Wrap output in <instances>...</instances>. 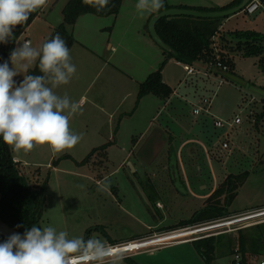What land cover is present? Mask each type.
<instances>
[{"label":"rangeland","instance_id":"374dc122","mask_svg":"<svg viewBox=\"0 0 264 264\" xmlns=\"http://www.w3.org/2000/svg\"><path fill=\"white\" fill-rule=\"evenodd\" d=\"M47 1V5L40 15V21L34 23L29 28L28 32L20 36V39L17 40L16 47L20 46L24 41L30 40L33 47L39 48L33 41L34 39L30 31L39 35L41 26H39L38 23H51L55 21V18H63V10L67 5L65 3L66 0ZM90 19L94 22H87L86 20L80 22L75 29V34L72 35L74 40L79 39L84 44L94 47V42L97 41L98 38H100L101 41L105 40V35H102L100 32L103 28L101 27V23H103L104 20L93 16H90ZM244 19L245 18L242 17L239 22L245 23ZM222 21H224V19ZM234 23L236 22H233L232 25L230 24L229 28H232ZM240 28L245 27L242 26ZM108 32H110L109 29ZM216 53L218 54L220 51H216ZM220 57H222V54L221 56H217L216 63L221 62L222 65H224ZM244 61L245 60H243V62L239 60L238 62L237 60V67L239 68V66H242L243 70L248 72V76L251 74L258 77L260 74L257 68L255 69L253 68L254 66L249 65V61ZM227 67L229 68V66ZM228 71L230 70L228 69ZM243 75L245 78H248L246 73L243 72ZM104 77L105 74L100 75L98 78L96 77V79L95 75H93L90 78L91 80H87V85L94 82L91 87L92 90L90 89L86 94L87 98L92 99V94L98 84L104 80ZM184 77L185 73L181 66L171 64L168 67L167 80L170 81V83L172 82L173 84L175 82L174 84H177V82L181 79L183 80ZM22 80V74L17 75L15 78L17 84L22 82ZM195 81L194 83L197 86L190 85L189 87L185 85V87H183L179 99H174V106L169 108L168 111L163 110L161 114L158 115L160 109L157 107L158 105L154 106L153 104L152 108L151 106L149 107L151 110V114L149 113V115L151 117H147L144 113L136 116V120L133 121V123L135 122V126L133 124L134 128L125 125L123 131L118 134V137L115 139L118 146H115L113 149L108 148L105 152L100 151L96 153L86 163L84 160H86L91 153L82 152L80 149L72 148L74 151L65 150L62 153L56 154H53L47 145L38 146L28 154H24L23 152L18 154L11 149L14 158L22 163L27 174H33L39 171L40 182L49 175L48 173L51 174L45 215L41 227L52 225L58 231H67L70 238L75 236L89 238L93 235H97L108 243L136 235L144 236V239H151L155 235L173 231V229H179L180 227H178V225L172 228L169 226L191 219L194 214L201 209L202 203L193 200L191 197L188 198L181 180L182 177L178 175L179 171H175L177 177L173 182L170 176V170L154 169V163L158 162L163 164L167 159L166 155H157L152 152L148 154H137L136 151L132 158H130L131 162L141 166V170L138 171V180L141 184L136 186L141 195H138L136 191L133 190V187L135 188L134 184L131 186L123 182L126 178L130 177L129 171L131 170L124 164L132 149V138L139 137L142 133L147 132V130L150 129L148 125L150 124V120L156 116H158L155 120L157 125H161L163 122L166 123L167 115L171 116L172 114L175 116L174 120L176 124L178 118L180 123L181 118V120H184L183 124L185 125L186 132L191 136L189 139L192 141L202 140L198 133L192 130L191 123L192 121L198 122L200 120V118L196 119L193 116V110L196 106H200L204 99L212 100L210 116L203 115L201 117L202 121L207 123L205 134L211 135L210 138H205V145L209 146L210 149H205L206 152L204 153H206L205 156L206 159H208L206 161H209L215 169L216 183L219 186L230 174H240L243 172H249L250 174L248 182L246 181L245 185L240 188L238 196L232 205L228 207L229 213L233 214V212L244 209L257 200L264 199V132L260 133L262 130H258L255 126L250 125L252 128L255 127L256 129V131L251 129L253 136L249 137L250 139L246 138L243 132H239L238 136H235L234 133L233 136H229L232 140L229 143L230 151H234L233 154H230V151H228L222 153L220 157L214 155L216 154L214 149L220 140H218V136H221V134L222 136L229 135L228 129L223 131L217 130L214 127V122L223 121L224 123H231L235 120L236 116L239 115L245 121L244 117L252 107H248L247 103L251 99L250 97L254 96L259 99L261 98L233 82L226 81L222 77L217 78V84H215L213 90L210 92L202 89V83L204 82L198 79ZM184 82L185 81H183V83ZM177 88L178 86L174 85L173 89ZM188 93H190V97L187 99L181 97ZM181 98L183 100L186 99L188 103L186 101L182 103ZM144 105L145 104L142 105V109ZM84 106L85 105H82V112L90 107V105ZM246 106L248 107L247 110H245ZM156 109L158 111L153 113ZM82 112L75 114L71 118V127L74 119H77ZM257 112L262 113V109L259 108ZM120 116L121 113L117 115L118 119H120ZM118 121L119 120L116 121L117 124ZM246 124H248V122H244L240 127L246 128ZM153 129L150 131L151 134ZM261 129L264 130V128ZM103 130L104 136L105 129ZM179 138L180 142L185 140L186 133L179 136ZM240 141L246 142L247 147H242ZM198 147L202 151V147L194 144H189L188 150L185 148L180 154L174 149V154L171 155V161L175 162L177 160V162L183 163V166L186 167L189 172L188 163H192L194 159L199 160L200 157L201 160H203L202 156L204 155H193L192 153L194 151L190 150L191 148L195 149ZM197 152L199 153L198 150ZM55 161L59 162L56 167L57 171L52 168ZM92 161H94V163L90 165L91 167L87 166V164ZM106 164L107 168H104L103 165ZM191 171L194 170H190L189 173H191ZM207 175H209V173H207ZM134 176H137V173H135ZM106 177H109L110 180L104 183L102 187L97 186V184L92 181L93 178L102 179ZM148 177L154 181L152 182L146 179ZM152 183L155 185H152ZM81 185H83V187H80ZM156 200L168 206V209L158 211L155 207ZM104 225L105 228L103 227ZM198 227L201 226L182 227V229H197ZM158 228H162L161 232H151V230H156ZM221 232V230L205 232L200 234L199 237L205 239L217 236V234ZM229 235L236 237L237 232L230 233ZM224 250H226V246L221 252L223 253ZM141 253L142 254L130 257V259H127L128 256L126 255L122 264H207L196 245L193 243L162 249H147ZM218 256L217 254L216 257L218 258ZM234 258V256H223V258L215 261L213 264H228L230 261V264H233ZM261 261H264L262 257L252 261V264H259Z\"/></svg>","mask_w":264,"mask_h":264},{"label":"crops","instance_id":"0c3cea01","mask_svg":"<svg viewBox=\"0 0 264 264\" xmlns=\"http://www.w3.org/2000/svg\"><path fill=\"white\" fill-rule=\"evenodd\" d=\"M69 1L70 0H66L65 3L67 4ZM235 1L237 0H163V5L168 6V10L222 9L231 5ZM137 2L138 0H124L121 11L116 18H100L101 20H104L103 23H101V27L103 28L100 31L102 35H105L104 41H101V39L98 38L97 41L94 42L95 46L91 47L87 44H84L81 40L75 39V44L70 50L71 62L76 66L77 71L67 85H62L54 91H56V93L61 96L67 94L72 101L81 102L82 105H90V107L84 110L77 119H74L73 125L71 127L74 133L83 134L80 142L73 147L74 149H80V151L89 154L93 150L107 144L110 145L109 148L113 149L115 146H118L115 139L118 137V134L123 131L125 125L134 128L135 122L133 123V121L136 120V116L142 113L146 114L147 117H151L149 115L151 112L149 108L150 106L152 108L153 104L154 106L158 105L157 107H159L160 111L156 109V111H153V113L158 111V115H160L163 110L168 111L169 108L174 106V99H179V95L185 85H188L189 87L190 85L197 86L194 82H196L195 80L198 79L199 81L204 82L202 83V89L208 90L210 92L213 90L215 84H217V78L221 77L212 73L214 68L206 69L204 66H193L197 71L200 72V74L196 76H188L184 70V66L186 65H183L176 60H170L165 66L162 76L164 83L168 87L173 89L174 85L178 86L177 89H173L174 94L172 98H169L168 101H162L158 97L151 95L138 100L137 95L139 93L140 85L143 84L151 74L156 72L161 67L166 56L163 49H161L153 41L149 33V24H151L150 21L153 17H155V15L159 14L160 9L156 12H146L143 16H141L135 7ZM40 17L41 16H39L36 21L30 25V27L37 21H40ZM242 17L245 18V23L239 22ZM54 20L55 21L51 23H38L39 26H41L39 35L30 31L31 36L34 39L33 41L36 43L37 47L40 48L46 39L52 34V32L63 23V18H55ZM84 20L87 22H94L92 19H90V16H83L78 20L74 27L69 29L70 33L74 35L76 27ZM233 22L236 23L233 24L232 28H229L230 24L232 25ZM242 26L245 28H240ZM29 28L26 32L29 31ZM108 29L110 32H108ZM246 32L256 33L264 37V3L262 8L253 16H247L244 13H240L224 19V21H222L220 24L219 33L214 38L215 48L217 52L220 51L218 56L221 54H226L229 60L233 62L235 76L241 78L251 87L264 90V64L260 63V59H264V53L260 57H251L250 59L245 58L244 46L241 45L238 39L234 38L237 37L238 34ZM262 46L264 47V43ZM237 60L238 62L239 60L242 62L243 60H245L244 62L249 61L248 64L254 66L253 68L255 69L257 68V71H259L258 73L260 75L257 77L255 75L249 74L248 76V72L243 70L242 66H239V68L237 67ZM171 64L181 66L183 72L185 73L184 79L179 80L177 84H174L175 82L172 84V82L170 83V81L167 80V70ZM243 72L246 73L248 78H245ZM103 74H105L104 80L98 84L91 96L92 99L87 98L86 94L90 91L94 83L93 82L90 85H87V80H91L90 78L93 75H95V78H98ZM202 74H207V76H203ZM15 78L16 77H14V80ZM183 81L185 82L183 83ZM181 97L187 99L190 97V93L182 95ZM186 99H182V103L183 101L187 102ZM143 104L145 105L142 109ZM120 113L121 116L119 117L120 119H118L117 115ZM193 116L196 119L200 118V120L198 122L192 121L191 128L192 130H195L196 133H198L202 140L204 139V142L202 140H190L189 138L191 136H189V134L186 132L184 127L185 125L183 124L184 120H181L180 118L179 123L178 118V122L176 124L174 120L175 116L172 114L171 116L167 115L166 123L163 122L161 125H157L155 122L158 116L154 117L152 120H150V124H148L150 129L148 128L149 130H147V132L142 133L139 137L132 138V149L130 150L127 156L128 158H126V162L124 164L129 170L131 169L129 171L130 177L126 178L123 182L125 184H130L131 186L134 184L135 188L133 187V190L136 191L138 195H141L136 187L137 185L141 184L138 180V171L141 170V166L130 161V158H132V156L135 154L134 152L136 151L137 154H148L152 152L157 155H166V161L163 162V164L158 162L154 163V169L170 170V176L173 182L177 177L175 171H179L178 175L182 177L181 180L184 184L188 198L191 197L193 200L202 203L201 209L198 212L204 208L206 200L218 188V184L216 183V173L214 171L215 169L209 161H206L208 159H206V153H204L206 152L205 149H210L209 146L205 145V138L211 137V135L205 134V127H207V123L202 121L201 116H195L194 113ZM117 120H119L118 124L116 123ZM246 125V128L240 127L239 129L231 132L232 134L230 133L229 136H233L234 133L235 136H238L239 132H243L244 136L250 139L249 137L253 136L251 129L254 131H256V129L255 127L252 128V126L248 124ZM103 129H105L104 136ZM152 129L153 132L151 134L150 131ZM258 130H262L260 133L264 132V130L261 128ZM185 133V140L180 142L179 136ZM240 143H242L240 144L242 147H247L246 142L240 141ZM189 144L202 147V151L199 147L195 149L191 148L190 150L194 151L192 153L193 155H204L202 156L203 160H201L200 157L199 160L194 159L192 163L187 164L189 172L190 170H194L191 171V173L187 171V168L183 166V163L179 161L178 163L177 160L175 162L171 161V155L174 154V149H176L178 154H180L185 150V148L188 150ZM196 149L199 151V153ZM214 150L217 152L216 149ZM68 151L74 150L69 149ZM233 152L234 151H231L230 154H233ZM214 155L217 156L216 154ZM15 161L19 162V160L16 158ZM93 163L94 161L88 163L87 166H90ZM107 164L103 165V167L107 168ZM55 171H57L56 168ZM135 173H137V176H134ZM207 173H209V175H207ZM249 178L250 174L246 180L247 182ZM146 179L152 182L154 181L150 177ZM109 180L110 178L106 177L102 179L93 178L92 181L95 182L97 186L102 187V185ZM153 184L154 183H152V185ZM155 203V207L158 211H164L168 209V206L162 204L158 200H156ZM259 209H264V199L257 200L244 209L233 212L232 216H237L244 213L246 214ZM179 224L180 223H177L169 227H177L176 225ZM103 227L105 228V225ZM161 230L162 228H158L156 230H151V232L158 233L159 231L161 232ZM144 238V236L136 235L109 243L112 245L122 244L142 240ZM262 258L264 260L263 256ZM230 262L228 264H230Z\"/></svg>","mask_w":264,"mask_h":264},{"label":"clouds","instance_id":"9594fccd","mask_svg":"<svg viewBox=\"0 0 264 264\" xmlns=\"http://www.w3.org/2000/svg\"><path fill=\"white\" fill-rule=\"evenodd\" d=\"M103 11L109 0H84ZM47 0H0V43L14 39L13 30L45 7ZM137 12H156L163 0H138ZM0 64V137L14 152L30 153L47 145L53 154L72 149L83 137L74 133L70 120L82 112V103L54 91L67 85L77 69L66 41L57 33L40 48L24 41ZM37 65L41 74H30ZM23 75L19 84L14 80ZM80 187H83L81 185ZM19 227V226H18ZM126 252L97 235L69 237L54 226L33 225L23 238L11 235L0 243V264H122Z\"/></svg>","mask_w":264,"mask_h":264},{"label":"trees","instance_id":"16d2710c","mask_svg":"<svg viewBox=\"0 0 264 264\" xmlns=\"http://www.w3.org/2000/svg\"><path fill=\"white\" fill-rule=\"evenodd\" d=\"M123 1L109 0L107 7L98 12L95 7L86 4L84 0H70L63 10V23L52 32L46 41L59 33L66 41L69 50H71L76 40H74L69 29L74 27L81 17L116 18L121 11ZM242 1L237 0L222 9L191 10L201 13L222 12L238 7ZM43 9L44 7L32 13L28 22L24 25L15 27L13 30L14 39L7 44L0 43V64L8 61L10 66V53L15 49L17 40L36 21ZM166 10H168V6L163 5L159 13ZM222 20L181 17L166 18L159 21L156 27L157 34L173 53L164 51L166 58L161 67L140 85L138 100L151 95L162 101H168L169 98H172L174 91L164 83L162 76L163 70L170 60H176L183 65L192 67L204 66L206 69H216L218 54L216 53L214 38L219 33ZM234 38L238 39L241 45L244 46L245 58L260 57L264 53L263 36L246 32L238 34ZM220 58L224 66H229V68L227 67L230 70L228 73L235 75L234 65L229 58L224 55ZM260 63L264 64V59H260ZM29 72L30 74H41L37 65H34ZM262 99L264 100V98ZM255 123L256 129L264 127V117H258ZM221 136H218V140ZM109 146L107 144L93 150L84 162L86 163L100 151L105 152ZM58 164L59 162L55 161L52 168L55 169ZM48 174L41 182L39 171L27 174L25 167L22 163L15 161L11 148L0 137V220L5 225L23 235L33 225L42 226L51 175ZM248 176L249 172L228 175L206 200L204 208L190 220L180 223L178 227L182 229V227L202 226L206 223L210 224L233 217L234 215L232 216L229 213L228 207L236 199L238 191L245 184ZM6 240L0 235V243ZM193 244L196 245L207 264H213L223 256H240L239 264H252L253 260L264 257V225L239 231L236 237L221 234L202 239ZM225 246L226 250L222 253L221 250ZM217 254L219 255L218 258L216 257ZM232 263L236 264L235 260Z\"/></svg>","mask_w":264,"mask_h":264},{"label":"built area","instance_id":"2783aa9c","mask_svg":"<svg viewBox=\"0 0 264 264\" xmlns=\"http://www.w3.org/2000/svg\"><path fill=\"white\" fill-rule=\"evenodd\" d=\"M264 0H251L250 3L245 7L242 13L247 16L255 15L263 6ZM216 69L224 72H228V68L222 65L220 62L216 64ZM184 70L188 76H196L200 74L194 67L186 65L184 66ZM203 76H207V74H202ZM251 99L247 102L248 107H251V110L248 111L247 115L243 118L239 115L236 116L235 120L231 123H224L223 121H215L214 127L223 131L228 129V134L238 129L243 123H247L249 125L255 126V122H257L258 117H264V100L261 98H257L254 96L250 97ZM257 98V99H256ZM259 99V100H258ZM212 107V101L208 99H204L200 106H196L193 110L195 116H210V111ZM246 106L245 110L248 109ZM259 108L262 109V113H258ZM229 135L221 136L218 144L215 149L217 150L216 155L219 156L222 153L230 151V138ZM231 152V151H230ZM264 225V209H259L256 211L244 213L241 215L233 216L225 220L217 221L214 223H210L206 225H202L197 229H176L173 231L164 232L162 234L155 235L151 239H143L137 240L122 244H117L118 248L126 252L128 258L142 254L141 252L147 249H162L168 248L172 246L185 245L194 243L202 240L203 238L199 237L200 234L221 230L222 232L217 234V236L221 234H230L233 232H239L242 230L250 229L253 227ZM217 227V228H214ZM211 229V230H210ZM209 238V237H208ZM136 247H131V246ZM135 253V254H134ZM127 258V259H128ZM236 264L240 262V256L234 258ZM259 264H264V261H261Z\"/></svg>","mask_w":264,"mask_h":264},{"label":"water","instance_id":"95a60500","mask_svg":"<svg viewBox=\"0 0 264 264\" xmlns=\"http://www.w3.org/2000/svg\"><path fill=\"white\" fill-rule=\"evenodd\" d=\"M250 1L251 0H243L241 5H239L238 7H235V8L226 10V11H222V12L201 13V12L194 11V10L192 11V10H178V9L163 11L155 15V17H153L152 20L150 21L151 24H149V33L153 41L161 49H163V51L167 53H173L172 50L161 40V38L157 34L156 27L159 21H161L162 19H166V18H181V17H188V18H195V19H226L233 15L242 13L245 7L250 3ZM213 70H214L212 71L213 74L221 76L226 81L233 82L234 84H237L245 88L246 90H249V92L255 95H258L259 97L264 98V90L251 87L249 86L248 83L243 81L241 78L235 75H232L228 72L220 71L215 68ZM13 234H19L23 238L22 233L18 231H14L13 229L5 225L0 220V235L3 238L8 239Z\"/></svg>","mask_w":264,"mask_h":264},{"label":"bare ground","instance_id":"6f19581e","mask_svg":"<svg viewBox=\"0 0 264 264\" xmlns=\"http://www.w3.org/2000/svg\"><path fill=\"white\" fill-rule=\"evenodd\" d=\"M214 228H217V227H214ZM210 230H211V229H210ZM131 247H136V246L133 245V246H131Z\"/></svg>","mask_w":264,"mask_h":264}]
</instances>
